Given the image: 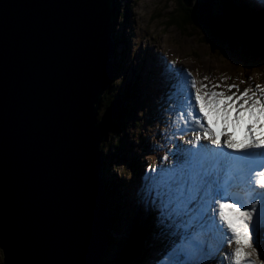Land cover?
I'll return each instance as SVG.
<instances>
[{"label": "water", "instance_id": "water-1", "mask_svg": "<svg viewBox=\"0 0 264 264\" xmlns=\"http://www.w3.org/2000/svg\"><path fill=\"white\" fill-rule=\"evenodd\" d=\"M117 14L116 0H0L4 264H102L112 222L101 147L119 108L100 109L116 74ZM202 29L249 61L254 49L242 33L232 40ZM255 246L264 252V233Z\"/></svg>", "mask_w": 264, "mask_h": 264}, {"label": "snow or ice", "instance_id": "snow-or-ice-1", "mask_svg": "<svg viewBox=\"0 0 264 264\" xmlns=\"http://www.w3.org/2000/svg\"><path fill=\"white\" fill-rule=\"evenodd\" d=\"M184 85L181 118L198 126L191 147L149 165L139 184L141 206L166 226L154 264H203L208 236L231 249L220 264H264L254 241L264 226V86L229 95L198 87L191 73Z\"/></svg>", "mask_w": 264, "mask_h": 264}, {"label": "rangeland", "instance_id": "rangeland-1", "mask_svg": "<svg viewBox=\"0 0 264 264\" xmlns=\"http://www.w3.org/2000/svg\"><path fill=\"white\" fill-rule=\"evenodd\" d=\"M181 3L183 4L182 0ZM118 4V12L125 11L126 14L124 18L118 19L115 35L121 40L117 44L118 50L121 49L122 53L125 51L127 57L123 58L119 65L121 68L112 81L109 97H118L120 93H125L130 85L138 82L139 98L124 97L123 100L132 106V108L130 106L132 115L125 122L127 125L123 126V121V124H120V127H124L119 133L121 135L108 132V141L112 144L115 139L123 137V147L119 151L115 149V155L118 157L113 160L115 164L110 169L112 174L108 172L106 178L119 184L117 187L119 209L114 228L113 223L111 225L116 242L107 247L102 259L114 262L123 250L128 231L139 223L137 226L145 225L148 232L147 243L153 246L148 250L143 264H154V257L161 248L163 233L166 230L161 228L151 215H146V209L141 206L139 199V184L144 170L150 165L146 163L154 150L150 148L155 145L167 113L166 98L171 91L175 69L192 72L200 79V85L205 84L212 89L213 85H219L215 89H223L219 91L231 94L228 93L230 85H236L238 89L248 88L256 82L264 83V65L259 64L260 60L247 61L231 56L223 48L205 39L207 37H203L199 29L188 23L181 29L176 24L169 25L172 18L183 12L179 0H118ZM259 21L264 25L263 14L260 15ZM261 54L264 56L263 51ZM113 59L115 60L114 57ZM262 59L264 60V57ZM169 61L172 63L171 70L168 69ZM144 69H148L150 74L147 72L143 74ZM205 75L206 78H202ZM240 76L244 81L243 85L236 80ZM105 108L103 103L100 113ZM178 147L175 145V149L178 150ZM121 154L124 157L121 158ZM130 160H140V164L131 166ZM113 161L109 163L110 166ZM135 167L142 169L139 176L135 174ZM132 241L131 239L130 243ZM146 250L147 247H144L143 251ZM0 264H4L1 248Z\"/></svg>", "mask_w": 264, "mask_h": 264}, {"label": "trees", "instance_id": "trees-1", "mask_svg": "<svg viewBox=\"0 0 264 264\" xmlns=\"http://www.w3.org/2000/svg\"><path fill=\"white\" fill-rule=\"evenodd\" d=\"M118 2V0H117ZM179 4H181V9L183 12H181L178 17L172 18L171 21H169V25L176 24L177 27L180 29L185 26L187 23L191 25L193 28L199 29L202 31V28L208 29L209 31H218L222 32L223 34H227L229 38L233 40V37L235 38H242L244 33H246V40L249 41L250 47L254 50L246 51L249 55V61H254V57L257 55H260V51L263 50L264 43L261 42V38L264 39V28L260 27V21L259 16H253L257 15L258 13H255V10L252 8H247L246 1L241 0H209L207 2H204L202 0H197L194 3V6L191 8L186 7L181 3V0H179ZM123 15V12H119L118 16L120 19ZM242 33V34H241ZM114 33V40L116 48H118V43L120 38L115 35ZM247 47V46H246ZM251 52H254V55H251ZM126 57V52L121 53L119 50L116 51L115 55V70L116 74L120 71V63L124 60L123 58ZM123 59V60H122ZM262 60V59H261ZM112 83L110 84V87L108 88L107 92L104 95L103 102L106 107H108L112 103H118L119 106V114L116 116V118L112 119L110 122V126L108 128V132H116L121 133L122 126L120 127V124L122 121L124 122V125H127L125 123L127 119L132 115V106L129 105V103L126 100H123L124 97H127L128 99H131L132 97L137 96V88H127L125 93H120L118 97L110 98V92H111ZM137 87V86H136ZM123 101H126L123 103ZM130 101V100H129ZM131 106V108H130ZM123 124V123H122ZM120 128V129H119ZM121 135V134H119ZM115 138V137H114ZM109 137L107 136L102 147V158L104 161V172L105 175L103 177L104 184H105V197H106V203L108 206V214L110 217L111 222L114 225L116 224V220L118 218V183L116 181L110 182L107 178V173L111 172L112 166L115 164V161H113V164L108 165L112 160H115V149L118 151L122 149V143H123V137H119L114 140V143L112 144L110 141H108ZM122 157V156H121ZM124 157V156H123ZM106 160H108V163L106 164ZM131 166H134L133 162ZM139 169H137L136 174L139 173ZM112 173V172H111ZM113 179V178H112ZM110 230L109 234V243L108 246L114 245L115 237L113 234L112 229ZM129 232V231H128ZM146 227L145 225L141 226H135L131 229L129 233V241L127 243V248L123 250V252L120 254V256L113 262H108L107 259L102 260V264H143L145 262V253L147 254V250H144V247H146L147 239H146ZM133 240L130 243V240ZM149 246V245H148ZM150 247V246H149ZM110 252V250H109Z\"/></svg>", "mask_w": 264, "mask_h": 264}, {"label": "bare ground", "instance_id": "bare-ground-1", "mask_svg": "<svg viewBox=\"0 0 264 264\" xmlns=\"http://www.w3.org/2000/svg\"><path fill=\"white\" fill-rule=\"evenodd\" d=\"M152 62H153V61H152ZM178 149H179V147H178ZM182 150H183V149L181 148L180 151H182ZM103 166H104V161H103ZM103 171H104V167H103ZM111 225H112V223H111ZM207 249H209V250H208L209 253H213V252H212V246H210V248H207ZM2 253H3V256H4V252H3V250H2ZM212 255H214V254H212Z\"/></svg>", "mask_w": 264, "mask_h": 264}]
</instances>
